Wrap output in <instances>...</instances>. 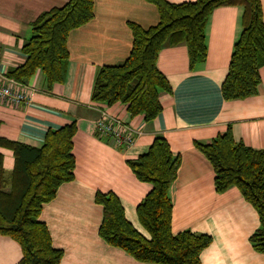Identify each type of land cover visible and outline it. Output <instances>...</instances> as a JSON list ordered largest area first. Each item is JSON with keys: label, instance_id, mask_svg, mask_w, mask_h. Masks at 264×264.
<instances>
[{"label": "crops", "instance_id": "0c3cea01", "mask_svg": "<svg viewBox=\"0 0 264 264\" xmlns=\"http://www.w3.org/2000/svg\"><path fill=\"white\" fill-rule=\"evenodd\" d=\"M67 1L0 0V74L25 62L22 46L32 36L35 19ZM93 2V19L67 37L64 81L48 88L43 73L37 70L26 83L34 89L30 102L12 107L0 102V138L40 147L48 130L76 125L74 179L58 188L39 215L53 248L62 251L59 264H151L136 261L99 237L102 207L95 196L115 194L125 218L147 237L136 208L151 186L136 179L127 161L145 154L157 135L180 157L170 190L171 232L211 237V244L200 254L201 264H264V253L254 251L249 242L259 226L257 212L236 187L222 193L215 190L212 166L194 145L210 141L230 126L235 142L264 149V66L259 70L256 95L234 101H225L221 95L233 45L242 31L243 8L221 6L212 11L204 29L206 58L192 69L184 43L161 49L157 67L170 92L160 94L161 112L145 121L142 115L131 117L121 103H94L91 95L98 69L119 64L129 56L132 35L128 23L144 28L155 25L157 9L146 0ZM260 2L264 22V0ZM101 109L136 133L130 147H117L110 136L97 133ZM0 154L8 176L14 167L13 153L0 147ZM21 257L19 244L0 235V264H17Z\"/></svg>", "mask_w": 264, "mask_h": 264}, {"label": "trees", "instance_id": "16d2710c", "mask_svg": "<svg viewBox=\"0 0 264 264\" xmlns=\"http://www.w3.org/2000/svg\"><path fill=\"white\" fill-rule=\"evenodd\" d=\"M146 1L156 7L158 22L146 28L128 23L132 35L130 54L119 64L98 69L92 102L106 106L121 103L131 117L142 115L145 121L153 120L162 110L160 94L170 92L165 75L157 67L159 52L166 45L184 43L189 68L203 62L207 55L205 25L212 11L221 6L243 8L242 31L233 45L221 85L222 98L243 100L257 94L259 70L264 66L260 0ZM93 17V0H68L39 15L31 24L32 36L22 46L25 62L6 75L26 84L40 70L48 88L62 83L69 58L67 37ZM75 132L74 123L48 130L40 147L0 138V147L12 151L14 157V167L6 176L0 154V235L19 244L22 257L17 264H59L61 260L62 251L53 248L39 215L58 188L74 179ZM194 145L212 166L215 190L222 193L236 187L257 212L259 226L249 242L254 251L264 253V149L235 142L230 126L210 141ZM127 164L137 180L151 186L136 208L147 237L125 218L119 198L111 192L95 196V202L102 207L99 237L142 263L201 264L200 254L211 244V237L191 231L171 232L170 190L177 178L180 157L174 156L166 139L157 135L145 154Z\"/></svg>", "mask_w": 264, "mask_h": 264}, {"label": "built area", "instance_id": "2783aa9c", "mask_svg": "<svg viewBox=\"0 0 264 264\" xmlns=\"http://www.w3.org/2000/svg\"><path fill=\"white\" fill-rule=\"evenodd\" d=\"M34 89L6 74H0V102L7 106H17L28 103L32 99ZM96 131L100 135L110 136L117 147L126 149L134 142L135 132L118 118L110 117L101 109V115L96 122Z\"/></svg>", "mask_w": 264, "mask_h": 264}]
</instances>
